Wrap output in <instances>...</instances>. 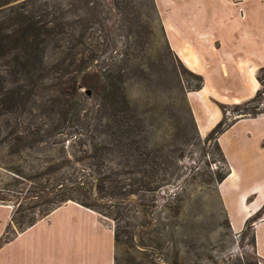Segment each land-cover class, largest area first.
Returning a JSON list of instances; mask_svg holds the SVG:
<instances>
[{
    "label": "rangeland",
    "instance_id": "374dc122",
    "mask_svg": "<svg viewBox=\"0 0 264 264\" xmlns=\"http://www.w3.org/2000/svg\"><path fill=\"white\" fill-rule=\"evenodd\" d=\"M0 34L5 237L83 183L104 201H92L104 221L115 228L119 217L127 234L114 264H172L177 256L179 264H259L254 224L242 238L233 233L217 182L231 168L247 184L264 181V121L219 136L225 162L206 137L223 118L221 105L230 122L254 108L263 114L242 119L264 118L263 66L214 69L205 58L210 68L201 70L219 91H195L204 77L171 51L153 0H0ZM214 110L221 118L202 129Z\"/></svg>",
    "mask_w": 264,
    "mask_h": 264
},
{
    "label": "crops",
    "instance_id": "0c3cea01",
    "mask_svg": "<svg viewBox=\"0 0 264 264\" xmlns=\"http://www.w3.org/2000/svg\"><path fill=\"white\" fill-rule=\"evenodd\" d=\"M153 3L171 51L190 69L203 75L205 84L200 93L207 90L205 96L219 91L201 70L210 68L204 64L205 58L216 61L214 69H251V64L258 66L253 69L264 67V0H247L239 6L231 0H153ZM246 97L233 98L231 102ZM222 99L229 100L225 96ZM220 118V112L214 110V122L202 129L209 130ZM260 121L264 118L242 119L233 126ZM217 190L235 234L250 216L262 210L253 236L255 254L259 264H264V181L247 184L242 172L231 168ZM10 215V207L0 206L1 221L6 219L8 225ZM104 219L77 203L67 202L32 226L13 233L8 240L6 228H1L0 264H114V228Z\"/></svg>",
    "mask_w": 264,
    "mask_h": 264
},
{
    "label": "trees",
    "instance_id": "16d2710c",
    "mask_svg": "<svg viewBox=\"0 0 264 264\" xmlns=\"http://www.w3.org/2000/svg\"><path fill=\"white\" fill-rule=\"evenodd\" d=\"M5 36L6 35L0 34V45L2 43V38L5 37ZM261 71H264V68L258 69L257 74H259ZM197 78L199 79V85H197L195 87V91L201 90L202 86H203L202 85V82H203L202 78H200V77H197ZM262 79H263L262 77L257 76V80L259 81L261 87H262ZM260 93H261V91L258 90L253 98H251V99H249L247 101H244L241 104H243L245 106L250 105L252 101H256L259 98ZM239 105L238 106L236 105V106L239 107ZM225 106L226 105H221L220 106L223 118L215 125V127L210 131V133L206 137V141L207 142L209 140H214L215 141V143L217 145V148L219 149V152H220L221 157H222L224 162L226 160H225L224 155L221 152V149H220V147H219V145L217 143L219 136L222 135L224 132H226L238 120H241L242 118H254V117H257V116L263 114V112H261L259 110V108L258 109L254 108V109H251L248 113H245V116H243L242 118H236V119H233L232 122H230L226 118L227 112L225 113V110H226ZM135 155L141 161V163L144 162L143 164L147 165V163H148L147 158L148 157H147V153L146 152H143V151L141 152L140 151L138 154L136 152ZM155 165H157V164L155 163ZM152 171H156V167H154L152 169ZM145 172L147 173L146 169L143 168V171L141 173H145ZM228 173H229V170L226 171L223 175H221L217 183H220L221 181H223L226 178V176L228 175ZM62 188L63 187H60L59 190L62 189ZM67 189H69L68 190L69 193H59V192L56 193V195L52 199L53 201L51 202V207H50V209H48V214L50 212H52L53 210H55L56 208L60 207L62 204H65L67 202H74V203H77V204H79L80 206H82V207H84L86 209H89V210H92V211L96 212L97 214H99L101 216V213L98 211L99 207H98V205H96V203H101V202H104V201L102 199H97L94 196V193H93V191L91 190L90 187L86 186L83 183H77V184H74L70 188H67ZM5 200L6 199H4V197L0 196V201H5ZM92 201L96 202V203H93ZM112 203H113V201L110 204H112ZM113 206H115V205H113ZM106 217H108V216H106ZM261 217H262V210L256 212L255 214H253L252 216H250L246 220L245 225H244L243 229L241 230L242 231L241 238L246 235L244 230H247L251 224H254L252 226H255L256 222H258L261 219ZM38 220H40V219L32 217L31 219L28 220V223H26V224L23 223L24 225H22V226H24V228L20 229V231H23L26 228L32 226ZM112 220H114L116 222V225H115V228H114V241H115V247H116L117 245H119L120 243L123 242L122 238L124 236L127 237V234L118 225L119 221H121V219L119 217H114ZM253 230H254V228L252 227V234H251L252 235V239H251L252 248H254V245H255L254 236H253ZM6 233H7V231H6ZM5 239L8 240V239H10V237H8V238L5 237ZM128 241H130V240L128 239ZM176 256H177V253H176ZM228 259L229 258L223 259L222 262H225ZM178 260H179V258L177 256L176 259H174L172 264H179ZM229 260H231V259H229ZM114 261H115V258H114ZM214 264H216V263H214ZM234 264H258V263H250V262H245L244 263L243 257H239L238 260H236V262Z\"/></svg>",
    "mask_w": 264,
    "mask_h": 264
},
{
    "label": "built area",
    "instance_id": "2783aa9c",
    "mask_svg": "<svg viewBox=\"0 0 264 264\" xmlns=\"http://www.w3.org/2000/svg\"><path fill=\"white\" fill-rule=\"evenodd\" d=\"M232 1V3H234L235 5H241V4H243L245 1H247V0H231Z\"/></svg>",
    "mask_w": 264,
    "mask_h": 264
},
{
    "label": "bare ground",
    "instance_id": "6f19581e",
    "mask_svg": "<svg viewBox=\"0 0 264 264\" xmlns=\"http://www.w3.org/2000/svg\"><path fill=\"white\" fill-rule=\"evenodd\" d=\"M202 93L206 94L207 93V90L203 91Z\"/></svg>",
    "mask_w": 264,
    "mask_h": 264
},
{
    "label": "water",
    "instance_id": "95a60500",
    "mask_svg": "<svg viewBox=\"0 0 264 264\" xmlns=\"http://www.w3.org/2000/svg\"><path fill=\"white\" fill-rule=\"evenodd\" d=\"M86 94L89 96L90 95L89 91H87Z\"/></svg>",
    "mask_w": 264,
    "mask_h": 264
}]
</instances>
